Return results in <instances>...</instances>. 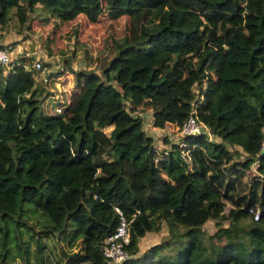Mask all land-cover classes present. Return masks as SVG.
Here are the masks:
<instances>
[{"label": "trees", "instance_id": "trees-1", "mask_svg": "<svg viewBox=\"0 0 264 264\" xmlns=\"http://www.w3.org/2000/svg\"><path fill=\"white\" fill-rule=\"evenodd\" d=\"M68 1L0 0V26L30 13L45 20L37 3L62 18L80 7L92 19L98 9ZM124 8L128 35L108 39L93 67L64 59V70L95 80L69 133L55 139L23 93L32 95L34 69L21 62L0 75V264L27 260L29 241L36 264H59L44 260L43 239L54 234L70 251L64 264H107L100 247L117 226L114 207L130 220L118 264H264V0H124ZM200 97L196 115L214 140L187 137V162L174 143L166 156L155 151L148 127L168 116L179 127ZM162 223L167 238L140 251Z\"/></svg>", "mask_w": 264, "mask_h": 264}, {"label": "rangeland", "instance_id": "rangeland-1", "mask_svg": "<svg viewBox=\"0 0 264 264\" xmlns=\"http://www.w3.org/2000/svg\"><path fill=\"white\" fill-rule=\"evenodd\" d=\"M61 2L69 1L61 0ZM75 2L84 6L85 10L86 7L91 8V3H98V9L90 16L92 19H85L88 16L80 10V7H78L77 13L74 14H72L71 10H68L67 14L72 15L71 17L62 18L59 17L62 14L61 11L52 14L42 4L37 3L36 6L42 10L45 20L37 18L34 13H30L28 20L23 24L18 23L16 17L11 16L4 25L0 26V42L3 40L5 46L11 51V66L22 62L27 66L28 70L31 67L33 52L37 49H41L44 52L45 58L41 57L44 59L41 60L44 61L42 62L43 73L40 71L32 72L34 79L32 95L27 90H24L23 93L29 94L28 98L32 102H37L39 111L47 117L48 128L54 131L52 134L55 139L69 133L73 125L78 122L83 111L84 98L89 94L95 82L94 79H88L83 75L76 78L75 75L73 76L70 72L64 70V59L70 60L71 66L76 70L78 68L81 69L82 65L84 66V58L90 60L91 67H93L97 63L98 57L106 49L108 39H125L129 29L128 11L124 8V0H75ZM32 16L33 18L30 19ZM238 19L241 23L245 20L241 16H238ZM8 66L0 69V75H4L9 70ZM59 68H63L62 71ZM56 72L59 75H54ZM40 76H46L47 81L40 82L42 80L39 79ZM123 90L125 94L128 93L127 90ZM147 110L150 111L151 109L147 108ZM165 112L166 114L168 113V111ZM57 114H59V117H56ZM151 116L150 112V114L143 115L142 118L146 119L147 124H149ZM164 121L165 124L162 128H148L154 130L153 133L156 132L155 141L158 144L170 146L173 141H176L177 128L174 124L173 116H168ZM103 130L108 132L110 127H106ZM234 159L241 160L242 157L235 156ZM252 174H254V170H248L244 180L249 182ZM228 207L229 205L226 204L225 211ZM29 223L32 224V221ZM29 223L27 222L28 227L30 226ZM213 223V220H208L203 225L206 233L214 231ZM226 223L223 222V224ZM60 236L62 237V235ZM165 238H167V229L166 225L162 223L158 232L146 233L138 241V248L142 251ZM43 240L48 248L47 252L46 247L43 249L46 255L44 260H51L54 263L60 258L59 264H64L66 256L62 255V251L70 253L67 243L57 238V234ZM28 248L30 254H28L27 260L16 256L11 264H36L34 253L32 252L34 243L29 241ZM74 250L75 247L72 251Z\"/></svg>", "mask_w": 264, "mask_h": 264}, {"label": "built area", "instance_id": "built-area-1", "mask_svg": "<svg viewBox=\"0 0 264 264\" xmlns=\"http://www.w3.org/2000/svg\"><path fill=\"white\" fill-rule=\"evenodd\" d=\"M11 51L5 44L0 42V69L4 66H8V69H10L12 66L11 63ZM39 57L33 56V59L31 61V69H34L35 71H42V66L40 63ZM22 68L24 70L27 69V66L22 63ZM40 82H46L47 79L43 76L41 78ZM202 99V97L199 98V100H193L190 102V111L188 115L186 116V119L184 122L179 126L176 127L177 132V138H175L174 144H176L179 154V158L182 159L184 162H187L189 160V151L187 149V137H193L197 135H203L207 141L214 140L213 135L209 131V129L206 127L205 124H203L196 115V105L197 103ZM263 148V147H262ZM170 146H165L162 148L155 147V151L162 152L163 156H166L169 153ZM262 151V150H261ZM156 161V160H155ZM117 217H118V223L113 233L108 235L102 242V245L100 247V251L102 256L104 257L107 264H118L119 262L123 261L128 257L125 246L128 243L129 240V222L130 220H127L122 212L117 208H113ZM258 217V212H254L253 218L256 219Z\"/></svg>", "mask_w": 264, "mask_h": 264}, {"label": "crops", "instance_id": "crops-1", "mask_svg": "<svg viewBox=\"0 0 264 264\" xmlns=\"http://www.w3.org/2000/svg\"><path fill=\"white\" fill-rule=\"evenodd\" d=\"M79 16V15H78ZM85 18V17H84ZM85 19H88V18H85ZM64 22V21H63ZM2 43L3 44H5L4 42H3V40H2ZM37 51V52H36ZM36 51H34L33 52V56H37V57H43V58H45V55H44V52L41 50V49H37ZM42 78V76H40V78L39 79H41ZM40 83V82H39ZM38 84V83H37ZM145 111H147V113L148 114H150V112H151V110L150 111H148L147 109L145 110ZM150 118H152V117H150ZM154 128V127H153ZM146 132V131H145ZM154 132V130H150V131H148V132H146V134L147 135H149L151 138H152V144L155 146V147H157V148H162V147H165V144L164 145H160V144H158L156 141H155V138H156V132L155 133H153ZM174 142V141H173Z\"/></svg>", "mask_w": 264, "mask_h": 264}]
</instances>
